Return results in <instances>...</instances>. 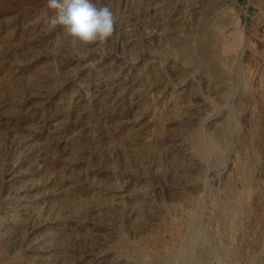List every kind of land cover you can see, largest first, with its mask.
Listing matches in <instances>:
<instances>
[{
	"label": "rangeland",
	"instance_id": "1",
	"mask_svg": "<svg viewBox=\"0 0 264 264\" xmlns=\"http://www.w3.org/2000/svg\"><path fill=\"white\" fill-rule=\"evenodd\" d=\"M93 3L0 0V264H264V0Z\"/></svg>",
	"mask_w": 264,
	"mask_h": 264
},
{
	"label": "clouds",
	"instance_id": "2",
	"mask_svg": "<svg viewBox=\"0 0 264 264\" xmlns=\"http://www.w3.org/2000/svg\"><path fill=\"white\" fill-rule=\"evenodd\" d=\"M48 7L56 10L49 18L50 27L63 26L73 43H102L114 32L113 13L93 0H48Z\"/></svg>",
	"mask_w": 264,
	"mask_h": 264
}]
</instances>
